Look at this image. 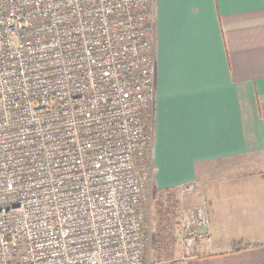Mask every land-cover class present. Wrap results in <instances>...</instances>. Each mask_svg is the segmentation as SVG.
Instances as JSON below:
<instances>
[{
	"label": "built area",
	"instance_id": "1",
	"mask_svg": "<svg viewBox=\"0 0 264 264\" xmlns=\"http://www.w3.org/2000/svg\"><path fill=\"white\" fill-rule=\"evenodd\" d=\"M154 17L155 0H0V264H145ZM208 227L181 214L182 259L210 252Z\"/></svg>",
	"mask_w": 264,
	"mask_h": 264
},
{
	"label": "crops",
	"instance_id": "2",
	"mask_svg": "<svg viewBox=\"0 0 264 264\" xmlns=\"http://www.w3.org/2000/svg\"><path fill=\"white\" fill-rule=\"evenodd\" d=\"M153 40V181L215 202L210 252L171 264H264V0H155Z\"/></svg>",
	"mask_w": 264,
	"mask_h": 264
},
{
	"label": "rangeland",
	"instance_id": "3",
	"mask_svg": "<svg viewBox=\"0 0 264 264\" xmlns=\"http://www.w3.org/2000/svg\"><path fill=\"white\" fill-rule=\"evenodd\" d=\"M217 187L220 189V184ZM198 188L187 191L185 187L180 186L173 190L163 191L157 189L153 181V184L146 189L142 206L151 230L145 252V264H171L175 260H181L180 241L173 238L176 235L181 214L192 207H204L202 201L209 203V206H215L214 201L211 203L209 201L213 194L206 190L198 191ZM160 203L163 207H160ZM168 206H171L170 216L164 211V207Z\"/></svg>",
	"mask_w": 264,
	"mask_h": 264
},
{
	"label": "trees",
	"instance_id": "4",
	"mask_svg": "<svg viewBox=\"0 0 264 264\" xmlns=\"http://www.w3.org/2000/svg\"><path fill=\"white\" fill-rule=\"evenodd\" d=\"M160 207H163V205H162V203H160ZM174 206H172V208H173ZM171 206L169 207H164V211H166L167 212V215L168 216H170V214H171ZM174 262V261H173Z\"/></svg>",
	"mask_w": 264,
	"mask_h": 264
}]
</instances>
